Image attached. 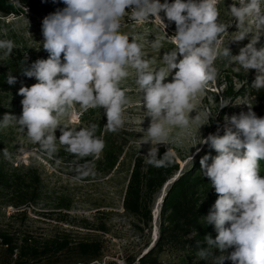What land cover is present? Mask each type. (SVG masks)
<instances>
[{
    "label": "clouds",
    "instance_id": "1",
    "mask_svg": "<svg viewBox=\"0 0 264 264\" xmlns=\"http://www.w3.org/2000/svg\"><path fill=\"white\" fill-rule=\"evenodd\" d=\"M262 2L235 0L228 5L232 25L237 29L231 42L249 40L239 49V54L233 55L229 46L220 50V37L230 26L219 21L218 0H164L163 3L160 0H62L65 7L42 21L41 43L48 58L37 59L30 66H26L27 56L22 60L21 72L37 80L32 86L19 89L18 94L23 97L22 114L19 117L4 114L0 126L18 124L30 141L49 156L58 151V139L72 154L98 157L105 141L102 136H96V124L77 129L61 126V121L76 119L72 110L79 105L83 111L104 110L105 132L123 129V114L130 99L122 85L134 75L145 118H149L147 136L142 142V145L150 144L146 163L167 167L175 153L169 147L160 157L158 145H168L170 129L184 130L192 122L199 124V116L194 121L189 117L192 101L217 78L214 62L218 55L238 65L237 72L241 68L247 72L256 70L252 87L257 91L264 89ZM161 13L169 24L175 23L172 35L175 48L163 54L164 66L157 70L144 59L142 45L120 29L126 14L144 23L150 18H161ZM152 47L159 49L160 42H153ZM14 48L13 41L0 40V50L6 55ZM7 83L15 84L16 77L9 74ZM228 105L222 103L220 110ZM248 106L246 113L224 116L223 135L218 124L215 133L202 138V145L217 153L200 160L202 174L217 194L204 221L214 226L217 235L215 239L210 234L205 236L207 248H201L197 242L198 260L212 257L213 264L226 261L264 264V177L260 175V161H264V117H258L252 106ZM202 125L199 124V129ZM200 151L196 149L197 153ZM4 154L8 156L7 150ZM210 158L212 163L208 164ZM212 249H218L220 254L214 256Z\"/></svg>",
    "mask_w": 264,
    "mask_h": 264
},
{
    "label": "rangeland",
    "instance_id": "2",
    "mask_svg": "<svg viewBox=\"0 0 264 264\" xmlns=\"http://www.w3.org/2000/svg\"><path fill=\"white\" fill-rule=\"evenodd\" d=\"M233 2L235 0H218L219 21L230 26L228 32L220 37L222 41L220 50L222 52L224 47L229 46L232 54L237 55L239 49L249 40L231 42L237 30L235 25H232L233 18L228 10V5ZM261 7L264 10V2ZM43 19L32 15L19 17L0 15V40H11L15 44L10 55L0 50V74L11 70L21 61V57L27 56V61L33 62L48 58V53L41 43L44 40ZM172 23L175 26V23ZM166 25L162 18H150L147 22L138 23L130 18V14H126L121 19L120 30L142 45L144 59L149 60L151 67L158 70L164 66L163 54L175 48L172 35L176 28L168 25L166 27ZM252 28L254 35V25ZM157 40L161 47L154 49L152 44ZM261 43L264 44V36L261 37ZM259 46L258 44L257 47ZM214 67L218 72L217 78L214 82H209L204 92L192 101L193 109L189 113L190 119L194 121V118L199 116V124L204 125L199 129V124L192 122L188 129L172 128L168 145H158V148L163 147L167 150L170 147L174 151L180 164V171L186 170L199 160L205 151H209L208 145H202V138L207 137L209 133H215L218 124L221 126L220 134L223 135L222 126L225 115L246 113L249 110L248 105H251L252 111L258 117H264V102L255 101L249 92L256 70L251 69L247 72L241 68L237 72L235 68L238 65L223 55H218ZM168 79L170 80L171 77ZM35 83L37 80L33 77L30 83L24 86L30 87ZM122 87L127 90L126 94L130 99L123 114L125 119L123 129L115 133L105 132L104 110L101 108L94 116L89 117L87 111L80 109L79 105L74 106L72 110L76 114V119L64 118L61 126L79 129L96 124V136L102 128V138L103 135L108 134L117 144L125 146L128 154L147 159L150 144L142 145V142L147 136L145 129L148 127L149 118H145V109L141 94L136 91L134 75H130ZM19 89L10 94H0V121L6 113L16 117L22 114L23 97L18 94ZM227 91H232L235 96L229 98L226 94L223 97ZM225 102L229 105L220 110L221 104ZM59 135L60 132L57 130V138ZM57 148L58 151L49 156L38 144L30 141L26 131L22 130L18 124L11 123L8 127L0 126V163L4 164L6 172L24 173L28 166H32L40 179L36 203H29L21 208L10 206L11 196L5 188L0 186V231L16 234L27 232L39 239H48L72 230L78 239L98 240L103 243V258L99 264L109 262L126 264L127 260L139 258L145 254L147 243L151 244L154 234H159L161 206L156 221L154 213L157 211V203L166 184L155 198L151 232L145 230L141 234L137 229L136 220L127 216L122 208L128 166L110 175H104L94 164H80L75 161L76 155L66 151V146L59 144L58 139ZM197 148L201 149L199 153L196 152ZM5 150L8 153L7 157L4 154ZM100 156L101 154L98 157ZM98 157H95V160ZM260 175L264 177L262 165H260ZM60 205H69V210L59 209ZM19 210L26 211V216L13 219L12 216ZM102 227L105 228V232L101 230ZM183 259L184 256L177 252H167L160 257L162 264H185Z\"/></svg>",
    "mask_w": 264,
    "mask_h": 264
},
{
    "label": "trees",
    "instance_id": "3",
    "mask_svg": "<svg viewBox=\"0 0 264 264\" xmlns=\"http://www.w3.org/2000/svg\"><path fill=\"white\" fill-rule=\"evenodd\" d=\"M64 7L62 0H56V2L53 0H0V15L2 17L32 15L45 18ZM161 18L168 26L176 28L173 23L169 24L163 13ZM22 60H24L23 57L11 70L0 74V94H10L32 80L33 77L29 78L21 72ZM32 63L33 61H27L26 66ZM9 74L16 77V83L13 85L7 83ZM249 92L255 101L264 102V89L257 91L251 87ZM226 94L229 98L235 96L232 91H227L223 97ZM100 109H89L87 115L94 116ZM101 129L98 131V136H101ZM103 139L105 148L100 157L95 160L96 156L76 155L75 161L80 164H94L104 175H110L128 166L122 208L127 216L136 220L137 229L141 234L145 230L151 232L155 198L165 184L180 172L177 158L174 156L169 166L157 168L147 164L143 157L128 154L125 146L117 144L110 135H103ZM165 151H167L165 148H159V156L162 157ZM205 155L214 157L217 153L210 148L202 154L201 158ZM201 158L186 170H182L179 177L170 185L161 205L156 244L139 258L125 261L126 264H162L160 257L167 252L181 253L185 264H213L212 257L207 260H198L196 255L197 242L201 248H207L205 236L210 234L215 239L217 235L214 226L204 221V217L208 215L217 199V194L210 186V180L202 174ZM207 163H212L211 158ZM260 165L264 167V161H260ZM39 184V175L32 166H28L24 173L17 171L9 174L4 164L0 163V186L9 192L10 206L21 208L29 203H36ZM59 209L69 210V205H60ZM23 216H26V211L19 210L12 218ZM101 230L105 232L104 227ZM73 232L65 231L48 239H39L27 232L16 234L0 231V264H99L103 258V243L98 240L78 239ZM150 245L147 243L145 249H148ZM212 253L214 256L220 254L218 249H212ZM225 264H231V262L226 261Z\"/></svg>",
    "mask_w": 264,
    "mask_h": 264
},
{
    "label": "bare ground",
    "instance_id": "4",
    "mask_svg": "<svg viewBox=\"0 0 264 264\" xmlns=\"http://www.w3.org/2000/svg\"><path fill=\"white\" fill-rule=\"evenodd\" d=\"M180 173H181V171L179 172V173H177V175L176 176H174L171 180H176L178 177H179V175H180ZM176 177V178H175ZM173 182V181H172ZM171 182V183H172ZM171 183L168 185V184H166V186H165V188H164V190H163V194L161 195V196H163L162 197V199H161V201L159 202V204H158V206H157V211H155V221L157 220V217H158V213H159V207L162 205V202H163V200H164V196H165V194H166V190H167V188L171 185ZM161 198V197H160ZM157 240H158V235H157V233H155L154 234V239H153V246L156 244V242H157ZM151 245H152V243H151ZM153 246H151V247H149L148 249H146V251L147 250H150Z\"/></svg>",
    "mask_w": 264,
    "mask_h": 264
},
{
    "label": "water",
    "instance_id": "5",
    "mask_svg": "<svg viewBox=\"0 0 264 264\" xmlns=\"http://www.w3.org/2000/svg\"><path fill=\"white\" fill-rule=\"evenodd\" d=\"M175 178H176V177H175ZM174 180H175V179H174ZM174 180H171L170 183H171L172 181H174ZM170 183H168V185H169ZM171 184H172V183H171ZM162 193H163V191H162ZM165 196H166V194H165ZM165 196H164V197H165ZM162 197H163V196H161V198L159 199L157 205H158L159 202L161 201ZM153 239H154V237L152 238V241H153ZM151 246H153V242H152V245H151ZM151 246H150V247H151ZM147 252H148V251H146L145 254H146Z\"/></svg>",
    "mask_w": 264,
    "mask_h": 264
}]
</instances>
